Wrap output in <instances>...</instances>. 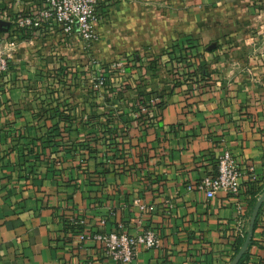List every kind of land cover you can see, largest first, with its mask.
Returning <instances> with one entry per match:
<instances>
[{"label": "crops", "instance_id": "obj_1", "mask_svg": "<svg viewBox=\"0 0 264 264\" xmlns=\"http://www.w3.org/2000/svg\"><path fill=\"white\" fill-rule=\"evenodd\" d=\"M33 2L0 0V10L20 11ZM98 31L101 40L91 54L98 69L121 56L166 63L144 74L132 69L116 85L119 93H101L100 113L112 106L123 126L134 113L106 100L129 98L131 107L149 94L163 107L145 110L140 126L132 123L128 136L116 139L114 160L102 140L87 141V150L84 131L65 134L63 147L43 155L41 138L57 122L55 113L76 112L88 120L90 90L26 86L27 79L58 74L40 67L21 78L14 68L26 45L62 49L71 56L53 60L63 64L79 51L75 38H58L56 31L24 38L10 75L0 79V264H126L80 235L120 226L133 233L140 218L158 233L160 246L140 249L130 264H234L258 207L256 221L262 214L244 264H264V0L113 3ZM59 123L62 132L70 125ZM72 143L83 146L71 149ZM224 149L244 171L242 193L209 199L196 185L217 171ZM251 166L254 173L247 171ZM136 201L155 211L142 212Z\"/></svg>", "mask_w": 264, "mask_h": 264}, {"label": "built area", "instance_id": "obj_2", "mask_svg": "<svg viewBox=\"0 0 264 264\" xmlns=\"http://www.w3.org/2000/svg\"><path fill=\"white\" fill-rule=\"evenodd\" d=\"M20 11L13 6L0 10V21L9 24L7 31L0 33V79L10 75L14 56L24 38H30L44 29L56 31L61 39H76L88 59L92 50L101 40L98 31L105 16V10L113 3L123 4L132 0H33ZM30 36V37H29ZM124 59H119L115 68H122ZM153 103V102H152ZM145 111V110H144ZM254 173V167L247 170ZM242 170L237 158L228 150H222L218 157L217 175L206 176L196 188L212 199L218 194L239 197L242 193ZM142 212H154V206L135 202ZM115 232H86L80 235L81 241L101 245L107 255L116 262L130 264L140 249L153 250L160 246V237L152 229H145L143 219L136 224L135 232L129 233L123 226Z\"/></svg>", "mask_w": 264, "mask_h": 264}, {"label": "trees", "instance_id": "obj_3", "mask_svg": "<svg viewBox=\"0 0 264 264\" xmlns=\"http://www.w3.org/2000/svg\"><path fill=\"white\" fill-rule=\"evenodd\" d=\"M185 50H183V49L180 50V52H179L180 58L182 57V51H185ZM175 53H176L175 50L167 52L168 55H174ZM119 59H124L125 61H127L128 57L127 56H121ZM119 59H117L111 63L103 64L102 68L106 69V70H111L112 72L116 73L119 70L117 68H115L114 64ZM89 61H90L89 65H94L92 58H91V55H90ZM156 62H157L156 60H154L152 62L153 71H155V66H157ZM91 67H88V68H91ZM11 68H12V65H11ZM68 71L67 72L66 71L58 72V74H56V76H53V77L52 76H39L38 78L42 77L43 79L48 80V82H50L49 80L53 81L52 83L47 85L46 88H48V87H50V88L54 87L55 88L57 85H61L62 87H67V88H71V87L78 88V87H80V84L77 83V81H78L77 80V78H78L77 72L70 71V68ZM104 78L110 79V77H107V78L104 77ZM57 79H59V80L57 81ZM98 82H100V81L98 80ZM98 82H95L93 84V86L89 88L90 89V91H89L90 102L89 103H90L91 112H90V115L88 116V120L86 122H82L83 117L78 116L76 114V112H74V114H71V112H68L66 114L65 111L64 112L58 111L57 113H55V116H52L53 118H57V122L53 126L47 128V131L43 134V137L41 138L42 139L41 145H42L43 155H44L45 150H47V149H50L53 152H57L59 147H63L64 141H66V139L64 137L65 134L68 135V138H70L74 135L76 137H78L81 134V132L84 131V133L89 136V139L85 141V145H84L87 150H88L87 145H86L87 141L93 140L97 145L102 140V141H104L103 144L105 146H107L108 152L115 153L111 157V159L109 156L110 160H114V156H116L117 145L119 144V143H116V141H117L116 139L117 138L124 139L125 137H127L129 130L131 129L130 126L132 123H137V126H140V123H141L140 121L143 117L142 113L144 112V110L151 109L153 105L157 108L163 107L164 103L162 101H158L157 98L154 100H151L153 98L150 97L149 94L139 96L136 101H133V105L131 107H130V105L132 102H130L129 98H125L124 100L116 99V100H113L111 102H110V100H106L108 103H112V104H114L116 101L120 104V107L122 109H128L130 112L134 113V118H132L131 120L126 121V122H121V124H123V126H119L120 124L117 122L118 118L113 113V109H112L113 107L112 106H110L111 110L106 114L100 113V111H99L100 110L99 108H101L103 106L100 105V99L102 97L101 96L102 92L100 91L101 89H100V85ZM32 84L36 85L37 84L36 80H34L32 82ZM128 85L129 84L125 85L126 86L125 89H127V90L129 87ZM104 89L106 92L107 91L111 92V93L112 92L113 93L118 92L116 90V88H111L110 84H108V83L104 85ZM52 92H54V91H52ZM119 95H121V93ZM146 96H149V97L146 98ZM152 101H153V103H152ZM103 102H105V101H103ZM137 102H138V104H137V108H136L135 105ZM103 117L106 118V124L101 122ZM59 120H63V121L68 120V122L70 123L69 126L65 127L63 132H62V128L59 127V124H60ZM77 121H80V122H77ZM99 135L104 136L106 138H104V139L98 138ZM82 144L83 143H79V144L72 143L70 145V148L72 149L73 146L75 148L77 146H83ZM91 153H96V150H92L91 148H89V154H91ZM216 175H217V171L210 176L214 177ZM261 214H262V210H261V213L259 214V217L256 221L255 227H257V225L259 223V218H260ZM244 241H245V238L237 240L236 252L239 251V249L243 245ZM248 258H249V253L247 252L242 257V259L240 260V262L238 264H244L248 260Z\"/></svg>", "mask_w": 264, "mask_h": 264}, {"label": "rangeland", "instance_id": "obj_4", "mask_svg": "<svg viewBox=\"0 0 264 264\" xmlns=\"http://www.w3.org/2000/svg\"><path fill=\"white\" fill-rule=\"evenodd\" d=\"M75 43L77 44V48L79 52H74L73 58L67 59L64 64L61 62L56 63L55 60H53V57H56L59 59V58H65L64 56L66 57L71 56V55L62 54V49L59 50L55 46L48 48L44 46L39 47L36 45H33V46L26 45L20 50L19 56H18L20 63H18L16 68L14 69L16 72L19 73V76L21 78H24V77H30V76L33 77V74H34L33 72L40 71L39 69L40 67L44 71L51 70L55 72L56 71L58 72L66 71L67 72L70 68V71L77 72V77H78L77 83L80 84L81 89L88 90L90 87L93 86L95 82H98L99 80L100 82L98 83L100 85V89H101L100 91L103 93L105 92L104 85L107 83L110 84L111 88H116V85L121 84V83L124 84L125 83L124 79L125 78L128 79L130 74L134 72V70L132 69L136 68L138 72L143 73V74L148 71H153L152 69L153 60H150L148 57H141V56H139L140 60H138V56H135V55H133L134 57L133 59H128V61H125L122 68H117L119 71H117L116 73L112 72L111 70H106L103 68L98 69V67L94 65H89V64L85 65V63L88 61L87 54L84 53V50L81 44L77 40ZM157 61L160 63V65L155 66V71L157 70L160 71L163 69L166 63L163 64L162 60L161 61L157 60ZM83 62L85 63L82 65ZM88 67H91V68H88ZM164 69H167V67H165ZM138 76L139 78L143 77V75L142 76L138 75ZM104 77L106 78L110 77V79H105ZM120 78H122V80H120ZM127 79H125V81H127ZM34 80L40 83L44 82L43 85L41 86L42 88L47 87V85L53 82L51 80H49L50 82H48V80H45L42 77H40L38 79L36 78L31 79V80L27 79L26 86L32 89V86H33L32 82ZM58 80L59 79H57V81Z\"/></svg>", "mask_w": 264, "mask_h": 264}, {"label": "water", "instance_id": "obj_5", "mask_svg": "<svg viewBox=\"0 0 264 264\" xmlns=\"http://www.w3.org/2000/svg\"><path fill=\"white\" fill-rule=\"evenodd\" d=\"M9 28V24L6 23V22H3V21H0V33L3 32V31H7ZM259 209L260 207H258L256 209V212H255V216H254V220H253V224H252V228L250 230V234L248 235L247 239H246V242H245V245H244V248L243 250L240 252V254L237 256L236 258V261L234 264H238L240 262V260L242 259V257L244 256L245 252H246V249L250 243V239H251V234L253 232V227L255 225V221H256V218H257V215H258V212H259Z\"/></svg>", "mask_w": 264, "mask_h": 264}]
</instances>
